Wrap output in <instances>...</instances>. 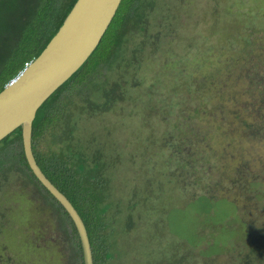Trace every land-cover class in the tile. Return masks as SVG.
Listing matches in <instances>:
<instances>
[{
    "label": "rangeland",
    "instance_id": "rangeland-1",
    "mask_svg": "<svg viewBox=\"0 0 264 264\" xmlns=\"http://www.w3.org/2000/svg\"><path fill=\"white\" fill-rule=\"evenodd\" d=\"M144 2L156 52L56 148L81 143L107 165L124 210L110 264H264V0ZM24 170L0 192V264H64L56 221L69 218Z\"/></svg>",
    "mask_w": 264,
    "mask_h": 264
},
{
    "label": "trees",
    "instance_id": "trees-1",
    "mask_svg": "<svg viewBox=\"0 0 264 264\" xmlns=\"http://www.w3.org/2000/svg\"><path fill=\"white\" fill-rule=\"evenodd\" d=\"M75 1L0 0V91L23 70L26 63L40 54ZM144 5V0L121 1L95 50L40 106L32 122L31 142L36 162L82 218L94 264H110L113 258L112 246L116 243L117 227L113 229V224H118L116 217L124 210L118 207L114 210L112 207V201L106 193L110 179L104 177L107 165L102 166L99 157L93 154L89 159L88 154L83 153L81 143L75 148L71 144H67L66 148H56V145L57 140L63 143L61 140L64 135L70 140L74 138L78 114L109 112L122 95L119 91L120 79L125 76V72L126 75L129 73L128 68H138L141 58L136 59L145 50L156 52L157 35L152 34L147 38L145 33L150 24L145 20V12L150 5L143 8ZM148 39H153V42L150 44ZM145 43L153 50L144 49ZM253 135L254 132L247 133L251 139ZM48 136L52 142H48ZM67 141L65 139L64 142ZM99 150L102 156L103 151ZM24 168L29 178L39 184L57 204V209H54L56 214L60 210L59 214L69 218L68 223L56 221L64 264H83L75 226L65 209L29 169L22 147L21 127H17L0 141V192L3 183L22 176ZM54 202L51 203L53 207L56 205ZM218 245L215 242V246L221 250ZM256 257L264 260V251H258ZM235 263L249 264V261L242 257L240 262L236 260Z\"/></svg>",
    "mask_w": 264,
    "mask_h": 264
},
{
    "label": "water",
    "instance_id": "water-1",
    "mask_svg": "<svg viewBox=\"0 0 264 264\" xmlns=\"http://www.w3.org/2000/svg\"><path fill=\"white\" fill-rule=\"evenodd\" d=\"M122 0H76L40 54L0 91V141L21 127L25 159L37 180L70 216L83 264H94L85 224L70 200L45 176L32 150V122L40 106L88 59Z\"/></svg>",
    "mask_w": 264,
    "mask_h": 264
},
{
    "label": "built area",
    "instance_id": "built-area-1",
    "mask_svg": "<svg viewBox=\"0 0 264 264\" xmlns=\"http://www.w3.org/2000/svg\"><path fill=\"white\" fill-rule=\"evenodd\" d=\"M29 63H26L25 66H27Z\"/></svg>",
    "mask_w": 264,
    "mask_h": 264
}]
</instances>
